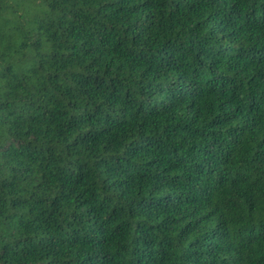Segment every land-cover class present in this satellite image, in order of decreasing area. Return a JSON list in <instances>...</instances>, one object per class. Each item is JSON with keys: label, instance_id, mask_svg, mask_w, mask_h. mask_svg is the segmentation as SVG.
Instances as JSON below:
<instances>
[{"label": "trees", "instance_id": "obj_1", "mask_svg": "<svg viewBox=\"0 0 264 264\" xmlns=\"http://www.w3.org/2000/svg\"><path fill=\"white\" fill-rule=\"evenodd\" d=\"M0 264H264V0H0Z\"/></svg>", "mask_w": 264, "mask_h": 264}]
</instances>
